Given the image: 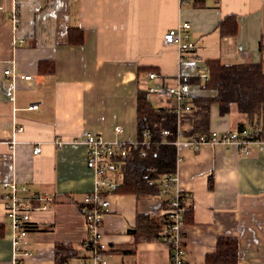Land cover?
<instances>
[{
	"label": "crops",
	"instance_id": "obj_1",
	"mask_svg": "<svg viewBox=\"0 0 264 264\" xmlns=\"http://www.w3.org/2000/svg\"><path fill=\"white\" fill-rule=\"evenodd\" d=\"M188 1L0 0V264H58V244L78 251L66 264L90 261L82 202L95 190L96 177L86 146L75 141L88 134L138 139L140 91H148L155 107L174 109L167 89L181 82L190 86V103L216 95L203 87L207 61L262 62L264 68V0ZM229 16L237 18L235 35L220 31ZM184 22L196 45L189 54L164 43V35ZM71 31L82 33V44L70 43ZM41 63L53 65V73L42 74ZM195 78L200 82H186ZM242 122L247 119L235 109L221 116L211 106L210 133L236 130ZM37 146L42 152L35 155ZM176 147L178 188L193 202L182 229L186 264H210L207 257L223 238L236 239V264H264V150L252 147L246 155L236 146ZM5 185H14L29 205L24 221L30 228L18 243ZM46 196L53 201L44 208L40 198ZM169 199L162 191L141 198L114 190L106 195L103 233L111 264H170L159 233L145 238L149 224L161 231Z\"/></svg>",
	"mask_w": 264,
	"mask_h": 264
},
{
	"label": "trees",
	"instance_id": "obj_2",
	"mask_svg": "<svg viewBox=\"0 0 264 264\" xmlns=\"http://www.w3.org/2000/svg\"><path fill=\"white\" fill-rule=\"evenodd\" d=\"M223 35L236 34L237 18L229 16L220 24ZM70 43L80 45L83 42L82 33L71 31ZM260 50L264 53V42ZM209 76L203 87L216 91L214 97L195 98L190 103L191 110L181 117V126L185 138L210 135V109L217 105L221 116L235 109L247 119L238 125V130L264 125V68L261 63L245 65H223L220 60L207 61ZM54 71L53 65L40 64V72L48 75ZM152 72V71H150ZM190 84L200 82L198 78L186 80ZM250 123V124H248ZM163 130H169L170 136L164 138ZM177 116L173 109L157 108L149 99L148 91H140L137 98V133L138 139L144 140V133H149V139L155 143L150 149H132L126 158H116L115 172L122 178L120 185L114 189L119 193H131L137 197H153L162 191L163 177L176 172L177 147L172 142L178 134ZM166 141V142H164ZM144 150L147 155L142 156ZM188 214L186 222L188 223ZM146 219V218H145ZM149 237L155 238L159 231L149 224ZM30 228L24 224V229ZM162 229V228H161ZM4 235V225L0 224V237ZM78 251L65 244L55 248V261L66 264L78 257ZM238 259V244L234 238L219 240L217 251L207 257L210 264H236Z\"/></svg>",
	"mask_w": 264,
	"mask_h": 264
},
{
	"label": "built area",
	"instance_id": "obj_3",
	"mask_svg": "<svg viewBox=\"0 0 264 264\" xmlns=\"http://www.w3.org/2000/svg\"><path fill=\"white\" fill-rule=\"evenodd\" d=\"M185 5L189 4L188 0H182ZM13 20L16 24L20 23L18 10L14 11ZM191 25L187 22L182 23L175 29L168 31L164 35V43L166 45L175 46L181 54H189L195 51L196 45L190 34ZM10 74V71H5ZM157 77L155 73H149V79L153 80ZM23 79L31 80V76H25ZM207 80V78H206ZM151 93H156L155 88L149 89ZM167 93L175 100L173 112L177 116L178 134L174 142L176 146L186 144L190 148L199 149L202 145H222L225 148L236 146L241 153L250 154L252 147L264 150V125L244 128L241 130H225L221 133L212 132L210 135H201L194 138H185L181 126V117L186 112H190V86L186 83H179L177 86L169 87ZM30 110L37 109V105L29 107ZM22 131V129H19ZM169 130H163L162 136L167 138L170 136ZM166 142V141H164ZM75 143H80L87 148V159L90 168L96 177V188L93 192L87 194L82 202L83 213L87 225V238L84 242L85 249L90 253V261L86 264H111L107 258L108 245L104 240L103 224L105 217L110 212L105 202L106 195L116 189L120 183L116 179L115 159L126 158L132 149L140 148L150 149L155 143L149 139V133H144V140L136 139L131 142L109 141L101 135L88 134ZM55 144L58 148L63 146V141L56 139ZM42 152V147L37 146L34 154L38 155ZM142 156L147 153L142 150ZM162 193L170 197L168 208L165 212V222L159 232L161 241L170 249V264H186V247L183 227L186 223L188 214L192 212L193 202L183 192L179 191L177 175L168 174L163 177ZM9 190L7 201V213L10 222L19 232L17 243L21 237L26 235L24 229V218L29 205H25L17 198V188L14 185H5ZM41 201L46 204L52 202V197H42Z\"/></svg>",
	"mask_w": 264,
	"mask_h": 264
},
{
	"label": "rangeland",
	"instance_id": "obj_4",
	"mask_svg": "<svg viewBox=\"0 0 264 264\" xmlns=\"http://www.w3.org/2000/svg\"><path fill=\"white\" fill-rule=\"evenodd\" d=\"M235 115H237L236 112H235ZM235 115H233V117H235ZM233 121H234V120H233ZM234 124H235V122L233 123V126H234Z\"/></svg>",
	"mask_w": 264,
	"mask_h": 264
}]
</instances>
